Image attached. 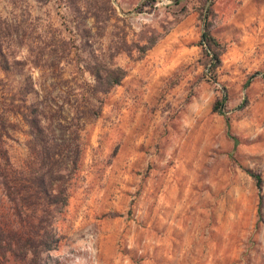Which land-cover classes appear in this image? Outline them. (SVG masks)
<instances>
[{"label":"rangeland","instance_id":"obj_1","mask_svg":"<svg viewBox=\"0 0 264 264\" xmlns=\"http://www.w3.org/2000/svg\"><path fill=\"white\" fill-rule=\"evenodd\" d=\"M0 21L2 55L22 62L0 70L8 94L30 75L56 109L93 83L86 65L125 70L89 94L88 105L102 102L79 125L50 264H264V0H0ZM204 22L219 43L214 67ZM4 116L9 161L21 167L30 135ZM0 227L25 231L1 186Z\"/></svg>","mask_w":264,"mask_h":264},{"label":"trees","instance_id":"obj_2","mask_svg":"<svg viewBox=\"0 0 264 264\" xmlns=\"http://www.w3.org/2000/svg\"><path fill=\"white\" fill-rule=\"evenodd\" d=\"M85 10L87 16L104 24L110 17L109 9ZM209 12V7H205V18ZM204 26L199 43L206 46L210 66L214 67L219 62L215 49L219 43L210 34L206 22ZM152 43L149 41L141 48L145 50ZM127 47L122 39L116 49L124 50ZM2 54L0 50V70L5 77L10 69L22 65V62L18 59L6 60ZM37 66L36 61L32 62V67ZM85 69L92 75L93 83L89 85L84 82L82 89L71 94V101L56 109L49 105V97L38 94L30 75L23 78L22 87L16 91L8 94L0 90V186L14 215L25 226L23 235L0 227V264H5L8 255L16 264H50L49 251L55 249L58 242L53 222L62 215L67 203L69 180L77 169L82 151L79 125L83 118L96 116L102 102L100 98H95L96 107L88 105L89 94L107 93L125 75V70L114 64L96 63L92 67L86 65ZM30 93L34 98L27 101ZM220 104L216 101L213 108ZM4 114L20 116L30 135L26 143L28 159L21 167L9 161L3 138L8 136V129L12 125ZM53 122L57 125L58 133ZM226 134L229 135L227 129ZM231 138L234 145L236 140ZM247 172L259 187V174Z\"/></svg>","mask_w":264,"mask_h":264}]
</instances>
